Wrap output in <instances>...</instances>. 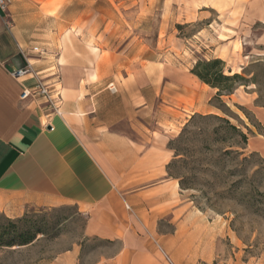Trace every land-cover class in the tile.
Wrapping results in <instances>:
<instances>
[{"label":"crops","instance_id":"crops-1","mask_svg":"<svg viewBox=\"0 0 264 264\" xmlns=\"http://www.w3.org/2000/svg\"><path fill=\"white\" fill-rule=\"evenodd\" d=\"M40 1L48 0H12L0 16V213L16 219L31 208L75 207L87 237L122 244L99 264H162L153 240L168 218L179 250L191 260L198 251L211 255L226 229L206 220L170 177L168 141L172 128L218 110L204 88L214 90L187 68L137 69L135 42L120 49L118 22L107 31L105 22L88 23L85 10L74 17L72 0L56 14ZM34 46L45 54L31 63L60 91L61 116L43 101L22 100L34 80L10 73L25 65L20 48ZM77 256L73 250L53 264H74Z\"/></svg>","mask_w":264,"mask_h":264},{"label":"rangeland","instance_id":"rangeland-1","mask_svg":"<svg viewBox=\"0 0 264 264\" xmlns=\"http://www.w3.org/2000/svg\"><path fill=\"white\" fill-rule=\"evenodd\" d=\"M64 1L40 4L46 14H56ZM81 9L87 11L88 23L105 22L107 31L113 21L119 23L120 49L134 40L131 50L138 53L133 61L137 69L144 63L150 71L173 74L187 68L191 72L200 61L221 59L226 75L240 74L244 78L229 96L218 97L217 90L203 87L218 110L193 115L179 130L172 128L168 141L172 152L170 173L186 185L181 188L186 200L206 220L225 227L226 234L218 240L215 252L206 256L198 251V258L193 260L191 253L179 250L171 241L174 226L170 218L159 222L154 236L158 244L153 242L161 251L156 257L162 264L165 254L174 264H264V203L259 197L264 193V184H260L264 170L255 179L260 163H264V2L72 0L74 17ZM213 116L236 126L248 137L247 144L222 132L216 135L222 122ZM221 138L226 141L218 142ZM227 151L243 155L235 158ZM244 158L249 160L244 162ZM251 194L256 198L250 199ZM34 212L36 224L45 235H38L36 243L28 248L0 252V264H53L73 250L78 251L74 264H99L115 257L122 248L120 242L87 237L86 218L75 207L31 208L26 213ZM2 217L0 213V221Z\"/></svg>","mask_w":264,"mask_h":264},{"label":"trees","instance_id":"trees-1","mask_svg":"<svg viewBox=\"0 0 264 264\" xmlns=\"http://www.w3.org/2000/svg\"><path fill=\"white\" fill-rule=\"evenodd\" d=\"M225 62L221 59H214L211 61H200L191 70V73L196 76L202 83L208 85L212 89L217 90V96H229L232 95L239 85H242L241 81L244 78L240 74L226 75L224 71ZM222 122V126L216 129V135L221 134L231 135L232 138H239L240 141L247 144L248 137L241 132L236 126L231 125L226 119L213 116ZM195 119L192 118V121ZM190 122L193 123V122ZM186 130H184L185 132ZM183 133L181 135L183 139ZM180 137V138H181ZM218 142H225V138L217 139ZM227 155L233 154L235 158H239L243 153L239 151H227ZM249 159L244 158V162ZM171 164L168 166V172L170 177H174L170 173ZM264 170V163H260L259 170L255 173V179L259 171ZM256 181V180H255ZM261 182V181H260ZM260 184H264L262 181ZM184 182L180 181V187L185 188ZM261 196V197H260ZM259 197L261 202L264 203V193H260ZM250 199L256 198L255 194L249 195ZM0 221V252L16 248L17 250L28 248L36 243L38 235H45L44 230L36 224V212L26 213L21 218L12 219L4 214Z\"/></svg>","mask_w":264,"mask_h":264},{"label":"built area","instance_id":"built-area-1","mask_svg":"<svg viewBox=\"0 0 264 264\" xmlns=\"http://www.w3.org/2000/svg\"><path fill=\"white\" fill-rule=\"evenodd\" d=\"M12 0H0V16H8ZM21 49V55L24 59L25 65L19 69H13L10 71L11 75L15 79H21L22 77H31L34 80V84L31 87L25 88L21 99H33L35 101H43L52 114L61 116V105L62 97L59 90L54 88V85L46 82L40 77V73L34 70V66L31 63V58L34 56L41 57L45 54L39 46H34L30 51ZM109 90L111 93H118V89L114 84L109 85ZM129 209V207H127ZM164 252V251H163ZM165 254V252H164ZM166 255V261L168 264H174L173 261Z\"/></svg>","mask_w":264,"mask_h":264}]
</instances>
